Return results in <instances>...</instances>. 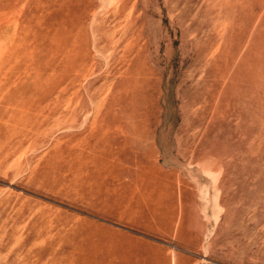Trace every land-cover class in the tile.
<instances>
[{"label":"rangeland","instance_id":"obj_1","mask_svg":"<svg viewBox=\"0 0 264 264\" xmlns=\"http://www.w3.org/2000/svg\"><path fill=\"white\" fill-rule=\"evenodd\" d=\"M0 264H264V0H0Z\"/></svg>","mask_w":264,"mask_h":264}]
</instances>
